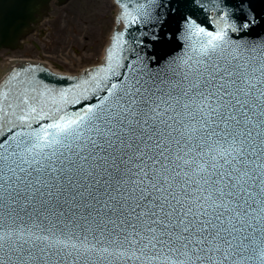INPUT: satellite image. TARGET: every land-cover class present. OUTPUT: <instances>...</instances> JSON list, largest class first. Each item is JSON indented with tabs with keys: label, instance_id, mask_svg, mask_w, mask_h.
<instances>
[{
	"label": "snow or ice",
	"instance_id": "1",
	"mask_svg": "<svg viewBox=\"0 0 264 264\" xmlns=\"http://www.w3.org/2000/svg\"><path fill=\"white\" fill-rule=\"evenodd\" d=\"M113 4L124 28L72 87L0 80V264H264V14ZM181 7L182 54L148 51Z\"/></svg>",
	"mask_w": 264,
	"mask_h": 264
},
{
	"label": "rangeland",
	"instance_id": "2",
	"mask_svg": "<svg viewBox=\"0 0 264 264\" xmlns=\"http://www.w3.org/2000/svg\"><path fill=\"white\" fill-rule=\"evenodd\" d=\"M50 8L49 18L26 38L22 48L0 50L1 65L12 58H33L73 74L101 62L99 57L117 27L118 8L113 0H70L60 7L52 3Z\"/></svg>",
	"mask_w": 264,
	"mask_h": 264
},
{
	"label": "water",
	"instance_id": "3",
	"mask_svg": "<svg viewBox=\"0 0 264 264\" xmlns=\"http://www.w3.org/2000/svg\"><path fill=\"white\" fill-rule=\"evenodd\" d=\"M53 1L60 7V5L65 4L69 0H0V50L21 48L26 37L35 30V26L43 20V17L47 16L49 9L51 10L49 6ZM252 3L258 12L264 14V0H252ZM129 6L132 7L133 5L130 3ZM164 11L167 10L165 9ZM180 12H186V9L181 7L177 14H169L167 23L159 30L158 38L152 41V47L148 49V51L158 56L182 54V50L178 47V44L183 43V41L176 38L180 35L177 31L180 27ZM198 15L200 19H203V14ZM117 25L118 28L123 30V23H117ZM256 31H264V28L258 27ZM173 33H175L176 36L166 38V34L171 35ZM152 34L153 29L151 25H149L147 29H142L141 31H137L133 27L126 33L125 38L131 42L141 38L146 39ZM35 62L36 64L20 60L19 65L15 64L16 66H10L9 72L24 65L26 68L32 70L31 75L39 85L47 86V88L53 91L72 87L83 74L81 73L74 78L65 75H56L51 72L48 66H43V64H39L38 61ZM41 63H44V61L41 60ZM93 68L95 67H90L86 70H91Z\"/></svg>",
	"mask_w": 264,
	"mask_h": 264
},
{
	"label": "bare ground",
	"instance_id": "4",
	"mask_svg": "<svg viewBox=\"0 0 264 264\" xmlns=\"http://www.w3.org/2000/svg\"><path fill=\"white\" fill-rule=\"evenodd\" d=\"M50 9H49V12H48V14H47V16H44L43 17V20H45L46 18H49V16H50ZM42 20V21H43ZM41 21V22H42ZM40 22V23H41ZM39 23V24H40ZM38 24V25H39ZM38 25H36L35 26V30H36V28H37V26ZM117 27H118V25H117ZM117 27H116V29H117ZM104 54H105V51H103V54H101L100 55V59H101V62H102V60L104 59ZM31 61H38L39 62V64H41V60H38V59H31ZM42 61H44V60H42ZM44 63H45V65L46 66H48V68L51 70V72L53 73V74H56V75H65V76H69V75H71V74H68V73H65V72H63L62 70H60L61 68L60 67H58V66H55V65H51L49 62H47V61H44ZM11 65H14L13 64V61H10V63H8V64H0V75H2L1 77H3L4 76V74H5V72H8L9 71V69H10V66ZM84 70V69H83Z\"/></svg>",
	"mask_w": 264,
	"mask_h": 264
},
{
	"label": "flooded vegetation",
	"instance_id": "5",
	"mask_svg": "<svg viewBox=\"0 0 264 264\" xmlns=\"http://www.w3.org/2000/svg\"><path fill=\"white\" fill-rule=\"evenodd\" d=\"M55 5V4H54Z\"/></svg>",
	"mask_w": 264,
	"mask_h": 264
}]
</instances>
